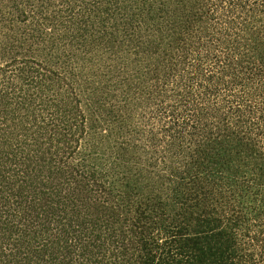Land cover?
I'll return each mask as SVG.
<instances>
[{"label": "trees", "instance_id": "obj_1", "mask_svg": "<svg viewBox=\"0 0 264 264\" xmlns=\"http://www.w3.org/2000/svg\"><path fill=\"white\" fill-rule=\"evenodd\" d=\"M0 264H264V0H0Z\"/></svg>", "mask_w": 264, "mask_h": 264}]
</instances>
